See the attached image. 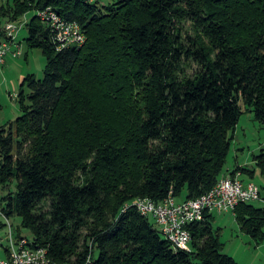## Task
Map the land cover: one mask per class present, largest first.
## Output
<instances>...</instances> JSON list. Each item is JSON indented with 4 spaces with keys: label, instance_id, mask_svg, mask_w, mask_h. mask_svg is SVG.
Wrapping results in <instances>:
<instances>
[{
    "label": "trees",
    "instance_id": "16d2710c",
    "mask_svg": "<svg viewBox=\"0 0 264 264\" xmlns=\"http://www.w3.org/2000/svg\"><path fill=\"white\" fill-rule=\"evenodd\" d=\"M48 7L78 23L81 47L56 49L37 15ZM30 13L26 44L46 64L0 125L1 229L18 219L15 239L27 231L53 264H237L214 214L188 227L185 252L122 208L198 199L227 174L254 183L224 167L242 107L264 124V0H0V41ZM254 162L264 178V154ZM234 218L264 241V207Z\"/></svg>",
    "mask_w": 264,
    "mask_h": 264
},
{
    "label": "built area",
    "instance_id": "2783aa9c",
    "mask_svg": "<svg viewBox=\"0 0 264 264\" xmlns=\"http://www.w3.org/2000/svg\"><path fill=\"white\" fill-rule=\"evenodd\" d=\"M37 15L49 28L57 50L81 47L85 43V36L78 23L66 22L50 7L37 12ZM24 24L5 25L4 39L0 41V65L8 57L16 59L21 55L17 36ZM239 177V174L222 177L213 190L198 199L176 203L169 196L162 203L156 204L148 198H138L126 203L122 212L135 208L142 216L153 219L162 237L175 249L190 252L191 235L188 227L202 222L206 213L234 215L235 208L240 204L261 202L264 205L259 187L254 183H243ZM0 216L3 217L1 210ZM5 222L7 231L4 238L0 234V264H53L46 248L33 247L26 237L15 239L10 223L7 220Z\"/></svg>",
    "mask_w": 264,
    "mask_h": 264
},
{
    "label": "rangeland",
    "instance_id": "374dc122",
    "mask_svg": "<svg viewBox=\"0 0 264 264\" xmlns=\"http://www.w3.org/2000/svg\"><path fill=\"white\" fill-rule=\"evenodd\" d=\"M120 0H96L98 7L108 6ZM33 14H27L23 20H30ZM18 41L21 43V55L7 62V65H0V125L13 121L20 116L17 105V94L20 90L21 79L27 75H34L38 79L43 78V71L46 58L38 49H29L26 44L27 28L22 25ZM7 58V59H8ZM264 154V124L255 119L254 113L243 109L242 115L235 129L234 139L226 159L224 172L233 170L235 167H245L254 173L252 179L245 175L260 188L261 197H264V178L261 170L254 162L256 157ZM257 207L263 208L261 202H254ZM216 223L215 229H219V239L223 244V253L232 257L237 264H264V241L256 242L247 234L243 233L235 221L232 213H214ZM18 219L9 223L16 230ZM22 233L31 239L27 231ZM229 252V254L227 253Z\"/></svg>",
    "mask_w": 264,
    "mask_h": 264
},
{
    "label": "crops",
    "instance_id": "0c3cea01",
    "mask_svg": "<svg viewBox=\"0 0 264 264\" xmlns=\"http://www.w3.org/2000/svg\"><path fill=\"white\" fill-rule=\"evenodd\" d=\"M95 1H96V0H94L93 2H95ZM26 21H27V20H23L22 22H25V23H26ZM20 33H21V31H19L18 34L20 35ZM19 35H18V36H19ZM18 36H17V37H18ZM20 45H21V43H20ZM8 60H9V61H12V59H10V58L6 59L5 63L3 64L4 66L7 65ZM23 78H24V77H23ZM23 78H22L21 80H23ZM21 83H22V81H21ZM21 83H20V84H21ZM228 171H232V170H228ZM227 175H229V174H227ZM242 180H244V181H248V180H246L244 177H242ZM215 217H216V216H214V223H216V219H215ZM1 222L4 223V220L0 217V224H1ZM3 230H4V231H3ZM5 232H6V229H0L1 237H2V236H3V237L5 236ZM2 233H3V235H2ZM3 237H2V238H3ZM227 253L229 254V252H227Z\"/></svg>",
    "mask_w": 264,
    "mask_h": 264
},
{
    "label": "bare ground",
    "instance_id": "6f19581e",
    "mask_svg": "<svg viewBox=\"0 0 264 264\" xmlns=\"http://www.w3.org/2000/svg\"><path fill=\"white\" fill-rule=\"evenodd\" d=\"M4 216V215H3ZM3 218V217H2ZM2 227V226H1ZM1 227H0V229H1ZM4 231V230H3ZM1 234V233H0ZM2 235H3V233H2ZM3 237V236H2Z\"/></svg>",
    "mask_w": 264,
    "mask_h": 264
}]
</instances>
